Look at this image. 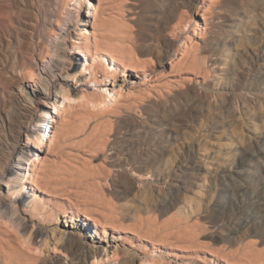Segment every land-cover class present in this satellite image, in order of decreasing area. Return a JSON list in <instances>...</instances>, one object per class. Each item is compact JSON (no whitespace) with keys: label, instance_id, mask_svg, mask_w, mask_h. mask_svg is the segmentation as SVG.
Returning <instances> with one entry per match:
<instances>
[{"label":"rangeland","instance_id":"1","mask_svg":"<svg viewBox=\"0 0 264 264\" xmlns=\"http://www.w3.org/2000/svg\"><path fill=\"white\" fill-rule=\"evenodd\" d=\"M27 1L31 5L22 19L19 15L22 0H0V114L8 107L12 110L15 131L19 126H28L38 114L37 102L26 101L17 87L26 72L21 58L31 61V52L46 53L47 46L41 39L36 40L32 28L20 24L27 22L45 2ZM129 1L124 14L134 30L132 51L138 56H152L156 62H168L172 44L163 41V30L170 22L165 8L177 0H139L136 4ZM185 4L188 10L195 9L192 0H185ZM214 13L220 18L215 19V28L209 34L211 44L204 62V70L209 72L204 71L208 74L203 75L205 82L182 84L181 89L174 85L149 87L150 90L147 87L140 93L131 90L123 94L125 104L116 102L118 107L74 114L75 127L68 128L65 131L68 134L64 135L79 139L75 144L96 158L89 163L77 162V158L61 161L52 176L68 184L67 188L75 195H71L73 208L86 203L84 207L90 210L89 203L93 201L105 202L111 207L114 202L111 208L115 212L111 215L120 218H116L117 225L124 231L137 228L142 233L150 230L156 234L168 233L171 238L185 236L198 253L203 244H210L213 248L223 247L241 254L246 241L264 239V0H229L222 11L215 9ZM132 16L135 18L131 19ZM67 55L68 61L73 62L74 55L68 52ZM155 69L146 74H152ZM78 70L77 65L70 72ZM143 76L144 73L131 72L127 78L134 80ZM125 78L122 75L107 83L111 88L125 86ZM73 92L81 97L84 91L73 86ZM84 102H73V106H83ZM21 137L20 142L25 138L24 133ZM55 151L58 153L59 148ZM90 163H95L94 167ZM0 186L3 196L8 195V189ZM22 205L19 197L8 200L7 204L1 202L0 222L19 230L25 242L32 245L31 251L39 252L40 259L31 264H82L75 263L78 260L73 259L70 247L63 240V235L74 229L65 218L59 224L54 223L53 217L48 222H33ZM166 217L169 220L163 221ZM82 230V240L92 243ZM130 236L127 245L121 241L114 243L122 250L119 260L114 258L106 264H135L123 261L143 258L144 254L137 248V236ZM0 238L6 248V236L1 234ZM45 238L52 245L59 244L65 252L54 256L48 246H42ZM2 245L0 264H15L5 263L9 258Z\"/></svg>","mask_w":264,"mask_h":264},{"label":"bare ground","instance_id":"2","mask_svg":"<svg viewBox=\"0 0 264 264\" xmlns=\"http://www.w3.org/2000/svg\"><path fill=\"white\" fill-rule=\"evenodd\" d=\"M126 1L130 2L129 0ZM126 1L43 0L45 2L44 5L40 8L38 7L37 11L28 18L27 22L22 21L20 23L23 26L28 25L32 28V33L35 35L36 40L41 39L44 46H47L45 48L46 53L37 54L31 52V61H28L25 57L21 58V62L26 67V72L21 78L20 85L17 87H19L20 94L26 101L34 100L37 102L38 114L36 119L30 121L28 126H19L17 131H15L12 122V110H9L8 107V110H3L0 114V184L4 185V188L6 187L9 192L8 195L3 196L0 190V203L7 204L8 200L21 198L23 202L22 209L31 217L30 220L33 222L35 220L48 222L53 217L54 223L59 224L60 220L65 218L69 226L74 229L66 232L63 235L64 239H62L70 247L73 259L78 260L75 263L106 264L114 258L118 259L122 250L120 246H115L114 243L121 241L125 245L129 243L127 240H129L128 237H131L130 234H133L137 236V248L138 251L144 254L143 258L139 259L138 257L133 259L132 262L125 260L123 263L264 264V249L261 248V246L264 247V239L261 242H258L260 241L259 239L257 241L254 239L255 241L248 243L246 241L247 246L244 245L246 248H244L245 250L243 249L244 252L241 254L229 252L223 247L217 248V246L213 248L210 244H203V248L197 250L199 251L198 253L195 252L196 249L191 248V242L185 236H173L171 238L167 235L168 233L160 232V234H156L151 230L150 232L142 233V230L137 228H131L130 232L122 230L117 225L116 218L118 217L115 218L111 215L112 212H115L113 211L115 208H111L115 206L114 202L113 206L111 205L110 207L105 202L103 204L93 201L89 203L92 207L90 210L84 207L87 206L85 205L86 203L83 204V207L81 206L82 203L79 202V204H76V208L75 206L74 208L71 207V204H73L71 198L75 195H72L67 188L66 185L68 184L64 185L59 178H53L54 168L61 161L65 162L67 159L72 160L73 158H77V160H73L77 162L82 160L89 163L93 162L96 158L95 154L87 149L83 150V148H80L81 146L78 147L75 144L77 142L75 140L79 141V139L73 136L66 138L64 135L68 134L65 132L68 128L75 127L73 126V122H75V120L73 121L74 114L76 115V113L81 111L95 113L100 109L106 110L105 108L107 107H118V105H115L116 102L117 104L118 102L124 103L122 98L126 96L123 97V94L131 90L133 92L137 90L140 93V90L147 87L153 89L161 86L200 84V82H205L204 78L208 76L206 73L209 71L204 70L206 66L204 62H206V55H208L206 54V50L211 44L209 34L215 28V19L220 18L217 14L215 15L214 10L222 11L229 0H192L195 6L194 10H188L185 0H177L174 4H170L171 6L169 7V4H166L165 13L166 15L168 14L166 17L169 18L170 22L163 30V41L172 44L169 54L170 60L168 62H165V60L156 62L152 56H138L132 51L134 30L132 29L133 26L129 24L128 17L126 18L125 16L126 13L124 14L127 9L126 7H129V5H126ZM138 1L133 0L132 3L136 4ZM22 4L23 6H20L21 9L19 8L20 12L19 10L17 12H19V15L23 19V14L27 12L31 4L27 0H22ZM133 18L135 17L132 16L131 19ZM63 27L66 29L65 31H62ZM189 27L191 28L190 30ZM21 44L23 45V43ZM67 52L74 55V60L71 63L68 61L70 57L68 58ZM55 59L56 63H54ZM77 65L79 67L78 72H70ZM206 68L208 69V67ZM151 69H155V71L152 74H146ZM204 71L207 72L205 73ZM131 72L144 73V76L129 80L127 75L131 74ZM122 75L126 77L125 86L114 85L111 88L108 85V81L111 79L115 80ZM185 85L184 87H187ZM73 86L74 88H82L84 92L81 97L75 96ZM184 87L183 89H185ZM169 88L168 90H170ZM85 99H89V101L87 100V104L84 102ZM73 102H84L85 104L77 107L73 106L75 105ZM14 114L17 115L16 113ZM82 117L84 119V116ZM23 133L25 138L20 142ZM57 148H59L58 153L61 149L60 154L56 153L55 150ZM90 164L93 166L95 163ZM69 165L72 164L69 163ZM58 167L60 166L58 165ZM105 167L107 168L106 165ZM97 172L100 171L98 170ZM75 190L72 192L76 193ZM102 197L105 198L104 196ZM110 198L108 199L109 201ZM17 210L16 208L15 211L17 212ZM165 219L169 220L166 217L163 221ZM1 224L0 233L7 238L4 241L6 248H4L1 242L3 238H0V245L6 251L1 249L9 258V261L6 259L5 263L31 264L40 259L37 258L39 252L31 251L33 248L30 249L31 247L29 246L32 245H28L25 242V239H23L25 237H23L24 235L21 232V234L18 233L19 230H15V227L12 230L10 226L8 227L4 223ZM150 224L152 225V223ZM160 225H162L161 222ZM171 225L172 223H170ZM167 226H164L165 229H168ZM169 228L172 229L171 227ZM81 229L88 234L92 243H86L82 240L83 234ZM182 230L187 231L185 228ZM204 242L206 241L204 240ZM112 243V249L108 252V247ZM43 245L48 246V250L53 252L55 254L53 255L56 257L63 251L61 247L57 246L59 244H50L49 238L44 239Z\"/></svg>","mask_w":264,"mask_h":264}]
</instances>
